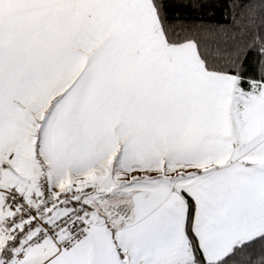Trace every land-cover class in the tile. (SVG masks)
Listing matches in <instances>:
<instances>
[{
	"label": "snow or ice",
	"instance_id": "snow-or-ice-1",
	"mask_svg": "<svg viewBox=\"0 0 264 264\" xmlns=\"http://www.w3.org/2000/svg\"><path fill=\"white\" fill-rule=\"evenodd\" d=\"M0 264H264V0H0Z\"/></svg>",
	"mask_w": 264,
	"mask_h": 264
}]
</instances>
